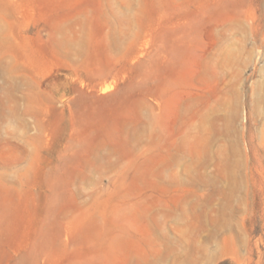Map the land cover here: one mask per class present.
<instances>
[{"label":"rangeland","instance_id":"obj_1","mask_svg":"<svg viewBox=\"0 0 264 264\" xmlns=\"http://www.w3.org/2000/svg\"><path fill=\"white\" fill-rule=\"evenodd\" d=\"M0 264H264V0H0Z\"/></svg>","mask_w":264,"mask_h":264}]
</instances>
